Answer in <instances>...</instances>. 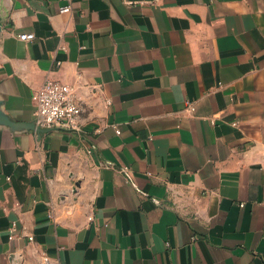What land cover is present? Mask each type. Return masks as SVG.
Wrapping results in <instances>:
<instances>
[{
  "label": "crops",
  "instance_id": "1",
  "mask_svg": "<svg viewBox=\"0 0 264 264\" xmlns=\"http://www.w3.org/2000/svg\"><path fill=\"white\" fill-rule=\"evenodd\" d=\"M0 18L4 114L33 122L46 78L81 107L77 130L0 124V264H264V0H0Z\"/></svg>",
  "mask_w": 264,
  "mask_h": 264
},
{
  "label": "built area",
  "instance_id": "2",
  "mask_svg": "<svg viewBox=\"0 0 264 264\" xmlns=\"http://www.w3.org/2000/svg\"><path fill=\"white\" fill-rule=\"evenodd\" d=\"M70 10L69 5H63L59 8L60 13H66ZM21 40H31L33 33L20 34ZM34 101V124L44 129L58 128L62 130H77L81 114V107L76 99L73 89L68 84L58 80L46 78L43 84L35 91ZM188 107L194 110L191 102H187ZM126 170V168H123ZM93 218L89 215V219ZM16 223L12 222L9 228V239L16 237ZM32 240V237H28ZM40 264H52L46 254L41 256Z\"/></svg>",
  "mask_w": 264,
  "mask_h": 264
},
{
  "label": "water",
  "instance_id": "3",
  "mask_svg": "<svg viewBox=\"0 0 264 264\" xmlns=\"http://www.w3.org/2000/svg\"><path fill=\"white\" fill-rule=\"evenodd\" d=\"M0 30H1V18H0ZM0 124L10 126L14 130H21V129L34 130L38 134H42L48 131V129L37 127L34 124V122L24 123V122L13 121L7 115L4 114L1 108H0Z\"/></svg>",
  "mask_w": 264,
  "mask_h": 264
}]
</instances>
